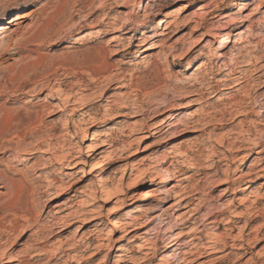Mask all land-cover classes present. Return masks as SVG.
Masks as SVG:
<instances>
[{"label": "rangeland", "instance_id": "obj_1", "mask_svg": "<svg viewBox=\"0 0 264 264\" xmlns=\"http://www.w3.org/2000/svg\"><path fill=\"white\" fill-rule=\"evenodd\" d=\"M0 26V264H264V0H0Z\"/></svg>", "mask_w": 264, "mask_h": 264}, {"label": "bare ground", "instance_id": "obj_2", "mask_svg": "<svg viewBox=\"0 0 264 264\" xmlns=\"http://www.w3.org/2000/svg\"><path fill=\"white\" fill-rule=\"evenodd\" d=\"M179 10V9H178ZM182 10V9H181ZM173 12H175V11H171L169 14H171V13H173ZM26 16V15H25ZM25 16H18V17H13L12 19H10L9 20V27L11 26H15V27H20L21 25H22V23L24 22V20L26 19L25 18ZM25 18V19H24ZM30 18V17H29ZM158 20H160V19H158ZM166 22H167V18H164V19H161V21H159V23H157V25H156V28H158L159 29V27H161V26H163V25H165L166 24ZM9 27L8 26H0V34L1 33H4L5 31H7V29H9ZM14 27V28H15ZM229 35H230V32H225V33H223V35H222V37H220V40H219V42H218V44H217V47L216 48H223L224 47V45H225V42L229 39ZM9 49V48H8ZM147 49H150V47L148 46V44L147 43H143V47H142V52H145ZM223 56V55H222ZM236 64V63H235ZM230 66L228 67V69L229 70H232V67L234 66V62H231L230 64H229ZM263 69V68H262ZM228 74H230V73H228ZM239 74H243L242 72L241 73H239ZM233 77V76H232ZM236 77H238V75H235V78ZM236 85L238 84V83H235ZM45 88V87H44ZM203 94L202 93H199L198 92V97L200 98L201 96H202ZM197 97V98H198ZM198 98V99H199ZM197 99V100H198ZM252 99V98H251ZM193 100V99H192ZM80 109V108H79ZM61 111H63V108L62 109H60ZM76 110V109H75ZM112 115H109L110 117H108V118H111V117H117V116H120V115H122V113L119 111V110H117V111H115L114 113H111ZM199 114V113H198ZM106 117V118H107ZM105 121V120H104ZM101 122V121H100ZM109 122L107 121V122H103V124H108ZM66 124V123H65ZM219 124V123H218ZM158 125H160V126H162L161 128H158V130H156V131H154L153 133H156V132H158V131H160V130H162V128H164V130L163 131H166L167 129H169L170 127H171V124H169V123H167V122H165L164 120H162V121H160V123L158 124ZM102 126V125H101ZM103 144L104 145H108V140H105V141H103ZM246 145H244V147L242 148V151H249L250 149H252L253 147H252V145H248V144H250V142L249 143H245ZM252 144V143H251ZM257 146V145H256ZM262 151L263 150H260V151H258L257 153L258 154H261L262 153ZM100 152H102V151H100ZM99 152V153H100ZM98 154V153H97ZM97 154H95V155H97ZM249 157H247V158H250L251 157V155H248ZM94 157V156H93ZM172 157V156H171ZM243 157V156H242ZM254 159H257V160H261L262 158H260V156H257V157H255ZM65 161H67V163L68 164H70L71 162H72V160H68V159H65ZM254 161V160H253ZM256 162V161H255ZM76 164L77 163H74L73 165L74 166H76ZM92 167H91V169H90V171H93V170H96V168H95V166H94V163H92V165H91ZM264 169V168H263ZM262 170V169H261ZM2 174V173H1ZM65 174H67V175H69V173H65ZM242 174V173H241ZM251 174H253V173H251ZM3 175V174H2ZM84 176H86V174L84 173L83 174ZM83 175L81 176V178L83 177ZM150 175V174H149ZM248 174H245V175H242L243 177L244 176H247ZM241 176V177H242ZM9 177V176H8ZM7 176H4L3 175V181H1V183H2V188L5 190L4 191V193H2L1 191H0V195L1 194H5L6 196H10V194H11V188L12 187H14V181H10L9 180V178H8ZM154 177L155 176H153V175H151V177H150V181H153L154 180ZM2 178V177H1ZM0 178V179H1ZM142 178H144V176L142 177ZM162 179L159 181V183L160 184H164V183H167L168 181H169V178L168 177H166V175H164V176H162L161 177ZM228 178V177H227ZM8 181L9 183H6L5 181ZM80 180V179H79ZM238 180V179H237ZM98 187H99V189L100 190H102V188H103V185H104V180L101 178V177H99L98 178ZM178 181V180H177ZM230 181V180H229ZM233 181V180H232ZM225 182H228V179L227 180H225ZM16 183V182H15ZM16 185V184H15ZM149 185H151V183H149ZM17 186H19V185H17ZM263 186H264V183H263ZM15 194V193H14ZM141 196V195H140ZM188 196H190V195H185L184 197H182L181 198V200H184L185 198H187ZM15 197V196H14ZM142 199L143 200H146V199H148V198H151L152 197V192L149 190V189H146V190H143L142 191ZM50 200H52V198L50 199ZM259 202V201H258ZM254 203H257V201H254ZM253 204H251V206H252ZM54 207H62V204H56ZM257 207V206H256ZM250 208H252V207H250ZM257 209V208H256ZM249 210H251V209H249ZM252 210H254V209H252ZM257 210H259V209H257ZM257 210H254V211H250L251 213H249V217L248 218H246V222H245V227L244 228H247L251 223H253V222H255V221H257V219L258 218H260L261 216H260V214H259V212L257 211ZM55 212H57V211H55ZM222 212V211H221ZM218 214V213H217ZM222 215H224L225 214V212H223V213H221ZM262 214V213H261ZM232 215V214H231ZM208 216V215H207ZM220 215H209L208 217H206L205 218V220H206V224H210V223H216V220H217V218L219 217ZM235 217V216H234ZM263 219V218H262ZM126 220L127 221H125L123 224H121V226L122 225H124L123 226V228H125V231H126V228H128V227H134V228H138L140 225H138V226H136V224L138 223V222H136L134 219H133V216H131L130 215V217H127L126 218ZM219 220V219H218ZM217 220V221H218ZM119 222V221H118ZM229 222V220L226 222V223H228ZM263 223V222H262ZM261 223V224H262ZM260 224V225H261ZM120 226V224H116V227H119ZM263 226H264V223H263ZM261 227V226H260ZM262 228V227H261ZM245 230V229H244ZM175 238H177L176 236H174L173 237V239H175ZM167 243V242H166ZM176 242H174L173 244H175ZM220 244V243H219ZM218 244V245H219ZM223 244H224V242H223ZM227 244V243H226ZM212 246V245H211ZM211 246H209L208 247V245H206V247H207V249L209 248H211ZM216 246V245H215ZM223 246H225V245H223ZM148 250H151V249H157L156 247L155 248H153V247H150V246H148V247H146ZM213 248V247H212ZM211 248V249H212ZM206 249V248H205ZM165 250H167V247H166V249H164V254H163V257H160V260H162V261H164V263H165V259H164V257H166V253H165ZM146 254V253H145ZM168 256V255H167ZM169 256H172V259H173V261H171V262H174V261H176V260H180V263L182 264V263H184L187 259H185V257L183 258V257H178V258H176L177 257V255L175 256V255H172V254H169ZM174 258H176V259H174ZM19 262V261H18ZM171 262H166V264H172ZM179 262V261H178ZM18 264H21V262L20 263H18ZM163 264V263H162Z\"/></svg>", "mask_w": 264, "mask_h": 264}]
</instances>
